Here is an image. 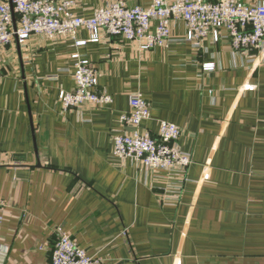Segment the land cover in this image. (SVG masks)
Here are the masks:
<instances>
[{
  "label": "crops",
  "instance_id": "crops-1",
  "mask_svg": "<svg viewBox=\"0 0 264 264\" xmlns=\"http://www.w3.org/2000/svg\"><path fill=\"white\" fill-rule=\"evenodd\" d=\"M111 1L76 0L74 11ZM171 35L146 51L103 32L79 47L33 35L0 54V264H51L61 231L106 264H264V45L234 51L222 35L194 48L180 21ZM73 52L111 104L62 109ZM135 93L150 104L144 129L181 130L191 164L177 191L175 176L112 154L113 134L132 130L118 117Z\"/></svg>",
  "mask_w": 264,
  "mask_h": 264
},
{
  "label": "built area",
  "instance_id": "built-area-1",
  "mask_svg": "<svg viewBox=\"0 0 264 264\" xmlns=\"http://www.w3.org/2000/svg\"><path fill=\"white\" fill-rule=\"evenodd\" d=\"M75 5L76 0H0V54L14 42L26 44L33 35L49 39L67 36L79 47L98 42L100 32L119 36L139 51L168 47L173 41L171 26L179 21L185 26L184 40L194 48L209 38L217 42L222 35L234 51L256 50L264 45V0H149L145 5L133 6L117 0L94 8L88 17L76 14ZM79 30L86 31L87 39L75 38ZM70 57L74 89L59 91L62 109L111 104L112 96L96 89L98 72L94 65L78 52ZM202 67L210 70L213 64L204 63ZM128 104L129 111L120 114L118 121L132 130L113 134V156L175 176L179 184L172 189H181L191 158L179 146V126L158 120L157 130L152 133L142 127L151 118L148 100L135 93ZM165 190L163 199L167 203L172 199L168 196L171 190ZM3 206L5 202L0 198V208ZM51 264L106 263L61 231L51 249Z\"/></svg>",
  "mask_w": 264,
  "mask_h": 264
},
{
  "label": "rangeland",
  "instance_id": "rangeland-1",
  "mask_svg": "<svg viewBox=\"0 0 264 264\" xmlns=\"http://www.w3.org/2000/svg\"><path fill=\"white\" fill-rule=\"evenodd\" d=\"M190 44V43H189Z\"/></svg>",
  "mask_w": 264,
  "mask_h": 264
}]
</instances>
